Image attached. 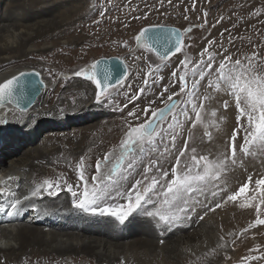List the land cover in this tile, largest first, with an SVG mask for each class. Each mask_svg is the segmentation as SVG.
I'll return each instance as SVG.
<instances>
[{"label": "rangeland", "instance_id": "374dc122", "mask_svg": "<svg viewBox=\"0 0 264 264\" xmlns=\"http://www.w3.org/2000/svg\"><path fill=\"white\" fill-rule=\"evenodd\" d=\"M5 1L7 0H2L1 4ZM41 2L64 3L44 13L36 12L15 18H10L11 15L7 17V13L2 22L14 23L13 28H16L19 34H21L20 30L24 29L22 25L39 20L54 19L57 21L64 18L65 21L71 22L64 33L60 32L63 27L40 29L44 27V24L39 25L37 22L33 26L37 32H47L49 29L56 33L45 39L37 38L31 45L35 49L45 45L58 46H53L49 52L34 51L26 59L34 68L40 70L46 82L52 86L48 90V94L45 95V97H49V100L58 97L59 90H64L79 82L94 85L83 75H72L90 67L100 57L117 56L122 58L128 66V76L123 85L114 86V89L109 90L110 94L99 102L96 98L94 99L91 106L97 110L96 115L85 122L69 124L66 128L84 127L87 124H94L99 128L112 127L117 132V140L109 145L108 152L119 148L125 124L132 120L128 116L129 112L135 111L139 114L140 122H142V109L150 104L153 108H161L167 95L179 92L177 78L173 77L172 73L177 71L179 74V70L182 69L180 62L184 60L185 56L191 61L188 66L190 84L192 82L191 73L196 68L200 53L206 47L218 54L217 62L224 55H231L233 59H241L243 62L245 57L256 52V71L264 75V0H111L110 3L109 0H41ZM101 12L103 15L100 14ZM154 24L172 25L179 28L184 39L183 52L176 53L170 56L168 61L162 62L155 54L138 45L135 37L140 28ZM188 28H191L190 32L185 31ZM72 38L74 40L76 38L74 43H62L63 41L68 42ZM209 41H214V44L209 45ZM17 62L13 61L12 64H17ZM156 65H160L161 70L156 73L155 78L150 77L149 84L145 86V73L150 67L154 68ZM66 75L71 76L69 78L62 77ZM207 83V79L201 81L199 91L201 94L206 92L212 97L211 100L205 101L203 112L204 121L209 124L208 130L212 133V140H208L204 136V127L197 125L192 130L194 138L192 146L197 148L198 153L211 154L214 158L219 151L223 150L232 130L237 127V110L230 95L208 88ZM56 86L57 88H55ZM142 87L145 88V91L141 94L139 89ZM165 87L169 91L161 97ZM133 95H136L138 99L130 100ZM74 98L73 103L75 102L76 107L79 98ZM85 99L87 100L88 96ZM225 100L229 102L227 109L223 108ZM213 110L216 111V117L211 116ZM221 117H223L222 120ZM213 120L219 125L218 129L213 126ZM190 127L191 125H186L184 136L188 135L187 128ZM242 137L243 131L241 130L238 142H242ZM183 138L178 137L177 148L182 146ZM161 151H163V145L149 155L151 159H159L160 165L167 169L173 163V159L171 155L161 157ZM256 151L255 156L244 158L243 168L236 167L224 178L227 181L229 193L235 191L240 183L245 182L248 175H264V151ZM103 157L99 156L98 159L102 161ZM147 163V159H142L138 161L135 168L130 170L128 180L131 181V184L136 179L142 178L143 165ZM109 164L104 166L102 171L106 172ZM94 174H96V170ZM130 181L128 182L130 183ZM42 182L39 181L37 184ZM213 191L216 190L211 189L197 194L190 201L194 204L192 211L171 226L157 225L155 221L142 213H133L129 217L130 224L146 227L144 233L134 231L125 237L113 240L131 241L133 242V253H138L146 248L147 252L162 257L166 264H240L243 257L259 254L257 251H249L255 249L257 245L260 246L259 251H264V226H257L247 232H242L256 218L254 207L241 209L238 206V203L244 202L243 199L238 203L223 202L222 207L204 215L209 207L221 203L222 194L214 197ZM66 193L68 194V192ZM44 198L48 199V196ZM122 201V199L116 200L117 203ZM200 216L213 222L211 226L207 227L214 230V238L204 237L205 231L199 230ZM104 217L110 218L115 223L118 222L114 217ZM230 233L231 235H229ZM179 235L183 237V242L180 243L181 249L171 252L172 248L169 242ZM220 237L224 238L223 241L220 240ZM188 245L192 248L195 247L197 252H189ZM175 253L178 254L172 257ZM249 264H264V259L252 261Z\"/></svg>", "mask_w": 264, "mask_h": 264}, {"label": "snow or ice", "instance_id": "6c2138e0", "mask_svg": "<svg viewBox=\"0 0 264 264\" xmlns=\"http://www.w3.org/2000/svg\"><path fill=\"white\" fill-rule=\"evenodd\" d=\"M111 0H109V3ZM103 15V12L100 13ZM190 32L191 28L185 29ZM138 45L148 52L156 54L162 62L169 60L170 56L182 53L184 49L183 34L175 28L164 25H151L140 29L135 37ZM213 45L214 41H209ZM217 53L209 48H204L200 53L196 68L191 73V84L189 83L188 66L191 63L185 56L182 60V69L172 73L177 78L179 92L167 95L163 100V107L153 108L151 104L144 109L143 121L135 111L129 112L131 121L125 124L123 138L119 143L118 152L114 149L106 153L103 160H97L95 164L96 174L91 176V181L85 175L84 158H80L77 166L79 182L73 184L64 180L66 190L71 194L72 207L93 216L114 217L119 223H125L133 213H142L151 218L157 225L171 226L178 223L194 208L190 203L197 194L211 189L216 191L212 195H221V203L209 207L204 213L215 211L222 207L223 202H239L241 209L255 208L256 218L242 230L247 232L257 226H264V175H248L245 182L229 193L226 175L234 171L236 167L243 168L244 158L253 157L256 150L264 151V75L256 71L257 53L241 59H233L231 55H224L217 62ZM161 70L160 65L150 67L144 76V85L149 84V78H155L156 73ZM101 73L103 77L101 79ZM77 76H85L89 81L95 83L97 92L96 100L110 94L109 90L115 86H121L128 76V66L117 58V62L108 65L106 62L95 61L88 71H78ZM32 73L21 72L0 82V105L14 103L20 107V98L28 96V88L38 91L43 81L25 80ZM113 75L115 81L113 84ZM207 79V87L216 92H226L233 98L237 110V127L232 130L228 141L222 151L213 158L211 154L198 153L197 148L192 146V130L197 125L204 127V136L212 140V133L208 130L209 124L204 121L203 112L205 101L212 97L201 94L199 89L201 81ZM145 88L139 92L144 93ZM169 89L164 88L161 93L163 97ZM183 97V99H181ZM138 97L133 95L130 100ZM126 107V106H125ZM229 102H223V108L227 109ZM216 117V111L211 112ZM221 120L223 117L220 118ZM132 121H136L133 123ZM3 122V121H0ZM217 129L219 125L212 121ZM186 125L188 135L184 136ZM243 131L242 142H238L240 131ZM178 137H184L182 146L177 148ZM163 145L161 157L172 156L173 163L165 169L160 165L159 159H151L150 153ZM174 150V151H173ZM147 159L148 163L143 165L141 179H136L130 188L120 187L129 179V172L136 167L138 161ZM111 163L106 171L102 168ZM9 180L12 177H8ZM0 180V184H5ZM41 189L51 196L58 195L62 189L60 180L45 179L42 183L35 185L31 191L32 196L40 194ZM0 193L13 197L11 208L17 209L20 200L15 199L14 192H8L6 188L0 187ZM115 193V195L113 194ZM28 199V197H24ZM123 199L124 203H113ZM5 205L0 204V211ZM10 215L12 213H9ZM203 220L204 216H200ZM231 235V233L229 234ZM223 237L220 240L223 241ZM235 243V241H233ZM260 246L250 249L257 251L258 255H248L241 259L240 264H249L252 261L264 259V251H259ZM214 251V250H213Z\"/></svg>", "mask_w": 264, "mask_h": 264}, {"label": "bare ground", "instance_id": "6f19581e", "mask_svg": "<svg viewBox=\"0 0 264 264\" xmlns=\"http://www.w3.org/2000/svg\"><path fill=\"white\" fill-rule=\"evenodd\" d=\"M1 2L2 0H0V82L21 72L35 71L39 80L43 81V86L25 109L16 108L10 103L0 105V121H3L0 122V180L6 182L0 184V187L6 188L8 192H14L15 199L20 200V205L14 210L10 206L13 197L0 193V204L5 205L4 210L0 211V264H166L162 257L147 252L146 248L133 253L131 241L113 240L134 231L144 233L146 227L132 225L129 219L121 224L108 217L83 213L72 207L71 194L66 193L64 180L74 187L79 182L77 166L80 158H84L85 175L91 181V176L95 175L98 157L108 153L109 145L117 140V132L112 127L99 128L94 124L66 129L69 124L85 122L96 115L97 110L91 106L96 98L95 85L79 82L64 90L58 88V97L49 100L45 95L52 86L46 82L40 70L26 61L32 52H49L54 46L45 45L35 49L31 45L37 38L45 39L56 34L49 29L47 32H37L33 27L36 22L39 25L44 24L40 29L63 27L60 31L62 33L71 22L61 18L56 19L57 21L46 19L21 24L24 26V29L20 30L21 34L13 28L14 23L2 22L7 13V17L11 15L10 18L36 12L44 13L64 2L56 1L55 4L43 3L41 0H7L3 4ZM52 22L55 23L51 24ZM75 40L72 38L62 43L72 44ZM56 46L58 45L54 47ZM13 61L18 62L12 64ZM90 67L84 71H88ZM30 90L31 88L27 89L28 94ZM73 96L79 98L76 107ZM110 167L111 163L107 170ZM8 177L12 179L9 180ZM45 179L60 180L62 189L58 195L49 196L47 191L41 189L39 195L32 196L31 191L35 184ZM128 181L130 180L120 187L130 188L132 184ZM46 196L48 199L44 198ZM124 202L123 200L121 203ZM209 220L208 218L201 220L198 224L199 230L205 231L204 237L214 238V230L208 228L213 222ZM182 242L183 237L180 235L170 240L171 252L181 249ZM187 250L197 252L195 247L189 245ZM78 257L79 259H76Z\"/></svg>", "mask_w": 264, "mask_h": 264}, {"label": "water", "instance_id": "95a60500", "mask_svg": "<svg viewBox=\"0 0 264 264\" xmlns=\"http://www.w3.org/2000/svg\"><path fill=\"white\" fill-rule=\"evenodd\" d=\"M154 25H159V24H154ZM148 26H151V25H145V26H142L141 28H143V27H148ZM164 26H168L169 28H175V29H177L179 32H181L182 33V31L179 29V28H177V27H175V26H172V25H164ZM140 28V29H141ZM140 31V30H139ZM154 54V53H153ZM155 56L158 58V59H160L156 54H155ZM117 58H119V60L120 61H123L122 60V58H120V57H117V56H109V57H100V58H98V59H96L95 61H102V62H106L108 65H111L112 63H115V62H117ZM94 61V62H95ZM123 63L125 64V62L123 61ZM93 64V63H92ZM91 68V67H90ZM26 73H32V75L31 76H29V77H25L24 79L25 80H37V81H40L39 80V77H38V74L35 72V71H29V72H26ZM102 77H103V73H101V79H102ZM114 81H115V75H113V84H114ZM93 84L95 85V83L93 82ZM42 86H43V84L42 85H39V89H38V91H34V90H30V92H29V94H28V96L26 97V98H24V99H20V101H19V103H20V107H19V109H25V108H27L29 105H30V103L33 101V99H34V97L37 95V93L41 90V88H42ZM115 86V85H114ZM96 87V86H95ZM96 92H97V89H96ZM11 105H13L14 107H16V105L14 104V103H10ZM17 108V107H16Z\"/></svg>", "mask_w": 264, "mask_h": 264}]
</instances>
